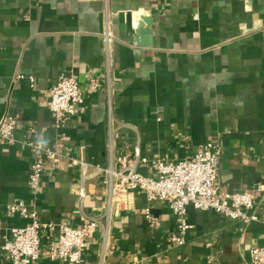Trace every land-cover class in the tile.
<instances>
[{
  "label": "crops",
  "instance_id": "crops-1",
  "mask_svg": "<svg viewBox=\"0 0 264 264\" xmlns=\"http://www.w3.org/2000/svg\"><path fill=\"white\" fill-rule=\"evenodd\" d=\"M140 10L153 19L150 48L127 43L117 20ZM62 75L77 80L85 103L58 129L47 103ZM6 116L17 118V129L15 144H0V243L30 223L8 212L24 203L42 225L43 253L57 242L60 223L80 228L87 217L101 218L81 264H251L250 250L264 245V192L249 225L189 209L185 243L173 246L176 217L143 194L107 223L98 171L119 168L117 158L139 148L138 172L155 176L156 160H186L213 142L222 152L219 193L264 189V0H0V119ZM28 134L46 147L59 144L64 157L38 188L29 181ZM0 264H11L1 251ZM34 264L71 263L42 255Z\"/></svg>",
  "mask_w": 264,
  "mask_h": 264
},
{
  "label": "built area",
  "instance_id": "built-area-1",
  "mask_svg": "<svg viewBox=\"0 0 264 264\" xmlns=\"http://www.w3.org/2000/svg\"><path fill=\"white\" fill-rule=\"evenodd\" d=\"M102 37L105 49L109 51L114 36L108 13L105 15ZM31 82H34L33 79ZM84 103L85 96L77 80L72 76L62 75L50 90V100L47 103L56 128L62 129L67 120L74 117ZM16 129V117L6 116L0 119V144H15ZM24 145L30 149L34 157L29 181L33 187L38 188L44 172L61 166L64 159L61 147L59 144L46 147L32 141L29 134ZM221 154L218 144L208 142L199 145L189 159L179 162L156 160L155 176H145L138 172L141 163L139 148H136L133 157L129 154L118 157L116 161L119 168H115L113 164L107 168H98L103 174L102 186L105 190L102 218L109 223L112 215L132 208L134 194H143L149 202L164 203L176 217V229L168 238V242L173 246H181L185 243V235L191 229L187 221L189 209L213 211L233 221L249 225L256 220L253 211L264 189L259 185L255 189L241 193H219L216 181ZM82 179V182L86 179L84 171ZM84 196L83 184L79 190V197L82 200ZM8 212L30 219L27 226L12 229L10 237L0 243V251L11 264H34L42 255H46L51 260L63 259L71 264H81L87 251L88 239L94 230L101 226L100 217H87L80 228H72L66 222H62L58 225L57 242L43 253L40 249L42 225L38 221L37 214L30 212L24 203L10 205ZM147 219L151 224H155L149 210H147ZM105 230L108 231V225ZM250 260L251 264H264V245L250 250ZM99 264H103V261L101 260Z\"/></svg>",
  "mask_w": 264,
  "mask_h": 264
},
{
  "label": "water",
  "instance_id": "water-1",
  "mask_svg": "<svg viewBox=\"0 0 264 264\" xmlns=\"http://www.w3.org/2000/svg\"><path fill=\"white\" fill-rule=\"evenodd\" d=\"M250 6V3L247 2ZM120 25L125 26L126 41L130 45L150 48L153 46V19L142 10L136 12H120L117 15Z\"/></svg>",
  "mask_w": 264,
  "mask_h": 264
},
{
  "label": "clouds",
  "instance_id": "clouds-1",
  "mask_svg": "<svg viewBox=\"0 0 264 264\" xmlns=\"http://www.w3.org/2000/svg\"><path fill=\"white\" fill-rule=\"evenodd\" d=\"M40 143H41V144H44V143H46V141L41 140Z\"/></svg>",
  "mask_w": 264,
  "mask_h": 264
}]
</instances>
